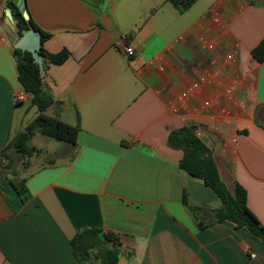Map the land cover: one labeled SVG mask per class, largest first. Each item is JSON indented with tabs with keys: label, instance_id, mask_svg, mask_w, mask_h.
I'll return each mask as SVG.
<instances>
[{
	"label": "crops",
	"instance_id": "crops-1",
	"mask_svg": "<svg viewBox=\"0 0 264 264\" xmlns=\"http://www.w3.org/2000/svg\"><path fill=\"white\" fill-rule=\"evenodd\" d=\"M8 2L0 0V160L30 109L29 94L15 102L25 91ZM26 5L50 35L44 49L70 53L44 75L55 98L46 114L80 131L63 162L50 157L20 180L21 195L0 180V264H82L71 240L84 229L120 237L118 264H264V243L246 230L227 220L199 227L221 200L168 144L171 131L195 126L222 180L246 190L264 226V62L252 55L264 40V0H196L183 14L168 0Z\"/></svg>",
	"mask_w": 264,
	"mask_h": 264
},
{
	"label": "trees",
	"instance_id": "trees-1",
	"mask_svg": "<svg viewBox=\"0 0 264 264\" xmlns=\"http://www.w3.org/2000/svg\"><path fill=\"white\" fill-rule=\"evenodd\" d=\"M174 8L183 14L196 0H168ZM8 8L11 10L15 20L17 35L21 37L23 31L35 29L41 36V53L44 57V69L48 71L51 65H62L70 57V53L62 50L59 53H48L43 44L50 35L41 31L30 18L25 20L15 0H9ZM252 55L259 61L264 62V40L253 49ZM14 56L18 72V79L24 91L30 96V108H36L37 115L24 130L15 135L3 149L1 156L7 159L9 164L13 158L9 150H15L25 159L24 164H29V159L41 154V150L29 144L30 139L36 133H42L50 138L63 141L69 145H76L80 125H70L57 118L46 114L55 98L45 87L44 78L39 65L35 62L29 52H23L14 48ZM170 147L183 151V157L179 167L189 174L201 178L221 200V207L210 212L207 222L200 220L199 227L202 229L215 222L230 221L237 229H244L254 238L264 243V226L252 213L247 204V192L239 184L231 191L220 177L212 151L197 135L195 126H184L170 132L168 137ZM11 185L19 195L26 189L23 180L5 182ZM184 203L187 199L184 197ZM198 214L200 209L191 207ZM74 254L82 264H118L122 244L120 237L112 232H104L101 229H84L71 240Z\"/></svg>",
	"mask_w": 264,
	"mask_h": 264
},
{
	"label": "rangeland",
	"instance_id": "rangeland-1",
	"mask_svg": "<svg viewBox=\"0 0 264 264\" xmlns=\"http://www.w3.org/2000/svg\"><path fill=\"white\" fill-rule=\"evenodd\" d=\"M28 110V112H27ZM25 111V109H24ZM37 115L36 108H30L28 109V106L26 107V114L23 112V121L24 126H27L30 122L33 121V119ZM26 124V125H25ZM25 128V127H24ZM29 144L31 146H35L36 148H40L43 154H38L30 158L29 164L25 165V159L22 157V155L15 152V150H9V155L12 156L13 162L9 164L7 159H4L3 157L0 160V180L4 182L8 181H17V183L26 175L34 172L39 168L41 165L45 164L48 161V158H53L57 160L58 162H63L64 158H66V155H62L60 152L64 149L66 146V143L63 141H59L53 138H50L42 133H36L34 137L30 139ZM49 155V157L47 156ZM3 161V165L1 163Z\"/></svg>",
	"mask_w": 264,
	"mask_h": 264
},
{
	"label": "water",
	"instance_id": "water-1",
	"mask_svg": "<svg viewBox=\"0 0 264 264\" xmlns=\"http://www.w3.org/2000/svg\"><path fill=\"white\" fill-rule=\"evenodd\" d=\"M25 20L30 19V13L28 11L26 0H15ZM7 24L10 28L8 37L13 43L15 49H19L23 52H29L32 54L35 62L39 65L42 75L46 74L44 69V57L41 53V36L35 29L29 31H23V35L19 37L16 33V27L13 24V16L10 11L7 12Z\"/></svg>",
	"mask_w": 264,
	"mask_h": 264
},
{
	"label": "built area",
	"instance_id": "built-area-1",
	"mask_svg": "<svg viewBox=\"0 0 264 264\" xmlns=\"http://www.w3.org/2000/svg\"><path fill=\"white\" fill-rule=\"evenodd\" d=\"M124 53L128 56H133L135 51L130 45H128L124 48ZM194 88H197V85H195ZM183 96L186 97V94H184ZM26 99H27V93L26 92L16 94V96H15V102L16 103L24 102ZM252 257H255V255H252Z\"/></svg>",
	"mask_w": 264,
	"mask_h": 264
}]
</instances>
